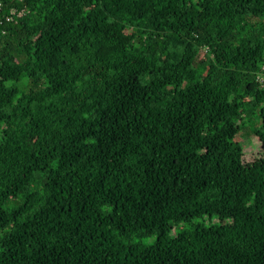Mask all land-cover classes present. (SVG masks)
I'll use <instances>...</instances> for the list:
<instances>
[{
  "label": "trees",
  "instance_id": "obj_1",
  "mask_svg": "<svg viewBox=\"0 0 264 264\" xmlns=\"http://www.w3.org/2000/svg\"><path fill=\"white\" fill-rule=\"evenodd\" d=\"M0 264H264V0H0Z\"/></svg>",
  "mask_w": 264,
  "mask_h": 264
},
{
  "label": "rangeland",
  "instance_id": "obj_2",
  "mask_svg": "<svg viewBox=\"0 0 264 264\" xmlns=\"http://www.w3.org/2000/svg\"><path fill=\"white\" fill-rule=\"evenodd\" d=\"M247 145H248V144L246 143V146H247ZM255 147H256V145L248 146L247 151H248V154H249V155H250V154H253ZM153 240H154V239H153ZM153 240L150 239L148 242L153 243V242H152ZM151 243H149V244H151Z\"/></svg>",
  "mask_w": 264,
  "mask_h": 264
}]
</instances>
